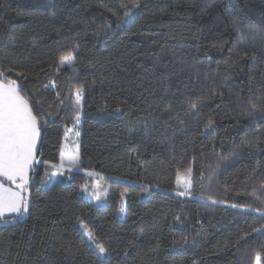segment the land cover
I'll return each instance as SVG.
<instances>
[{
	"label": "trees",
	"instance_id": "obj_1",
	"mask_svg": "<svg viewBox=\"0 0 264 264\" xmlns=\"http://www.w3.org/2000/svg\"><path fill=\"white\" fill-rule=\"evenodd\" d=\"M0 73L40 129L0 264H264V0H0Z\"/></svg>",
	"mask_w": 264,
	"mask_h": 264
},
{
	"label": "snow or ice",
	"instance_id": "obj_2",
	"mask_svg": "<svg viewBox=\"0 0 264 264\" xmlns=\"http://www.w3.org/2000/svg\"><path fill=\"white\" fill-rule=\"evenodd\" d=\"M73 60L74 57L70 54L62 57L61 63H71ZM5 80L6 77L0 73V177L12 182L14 188L5 187L0 182V218L8 214L20 215L26 211L22 192L28 182V169L34 159L39 135L36 119L28 102L21 96L18 85L15 81ZM61 159L63 161L64 157ZM68 160L75 165L79 156L70 154ZM17 180L20 183H15ZM86 234L93 239L91 232ZM96 247L101 254L108 251L102 244ZM260 259L259 256L256 257L257 264H260Z\"/></svg>",
	"mask_w": 264,
	"mask_h": 264
},
{
	"label": "rangeland",
	"instance_id": "obj_3",
	"mask_svg": "<svg viewBox=\"0 0 264 264\" xmlns=\"http://www.w3.org/2000/svg\"><path fill=\"white\" fill-rule=\"evenodd\" d=\"M80 93L82 94V91H80ZM21 96H23V98L28 102L29 107L31 108V105L28 101V99L23 95L22 92H20ZM81 98V96L79 97ZM81 99H79V104ZM32 114L35 117L33 110L31 108ZM36 119V117H35ZM36 124H37V128H38V132L39 135L37 137L36 140V146H35V154H34V159L32 161V165L31 167L28 169V182L22 192V195L24 196V200L26 203V211H24L21 215L18 216V218H24L27 215V205L29 202V197H30V192H29V185H30V172L31 169L34 165V163L36 162V154H37V149H38V145H39V141H40V129L36 120ZM81 129H82V114H80L75 123L71 126L68 127L66 129V133H65V137L63 140V145H62V150H61V157H60V162L55 164V165H51L53 170V180L55 182L57 181H61V177L64 175L66 170H77L79 169V163H80V150H81ZM78 155L79 156V161L78 163H76L75 165L69 163L68 157L69 155ZM62 156L64 157L63 161H62ZM63 164V166H61ZM55 168L56 171L54 170ZM190 170V171H189ZM193 167H191L190 169L184 171V172H180L179 176L177 175L176 178V190L175 192L178 194H181L183 196H189L190 195V191L192 189L193 186ZM93 176V181H91V184H89L84 191V195L87 198H90L92 201H94L95 203H102L105 199V192L103 189V185L104 183L102 182L104 180L105 175L103 174H98V173H91ZM0 182H3L5 187H13L14 188V184L8 180H6L3 177H0ZM15 183H20L19 180H17ZM125 207V204H124ZM5 217V216H4ZM3 218V217H2ZM15 218V219H18ZM87 235V234H86ZM88 236V235H87ZM89 237V236H88ZM257 264V261H256ZM260 264H261V259H260Z\"/></svg>",
	"mask_w": 264,
	"mask_h": 264
},
{
	"label": "crops",
	"instance_id": "obj_4",
	"mask_svg": "<svg viewBox=\"0 0 264 264\" xmlns=\"http://www.w3.org/2000/svg\"><path fill=\"white\" fill-rule=\"evenodd\" d=\"M34 166V165H33ZM32 169H33V167H32ZM32 169H31V171H32ZM30 175H31V172H30ZM11 215H15V214H8V215H6V216H11ZM5 216V217H6Z\"/></svg>",
	"mask_w": 264,
	"mask_h": 264
}]
</instances>
